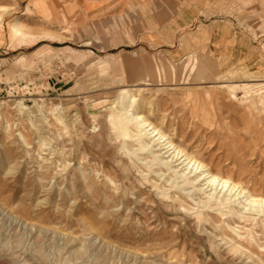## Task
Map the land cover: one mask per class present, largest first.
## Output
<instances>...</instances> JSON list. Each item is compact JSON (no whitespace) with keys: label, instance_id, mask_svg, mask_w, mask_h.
Masks as SVG:
<instances>
[{"label":"rangeland","instance_id":"374dc122","mask_svg":"<svg viewBox=\"0 0 264 264\" xmlns=\"http://www.w3.org/2000/svg\"><path fill=\"white\" fill-rule=\"evenodd\" d=\"M121 97L264 197V0H0V264H264V206Z\"/></svg>","mask_w":264,"mask_h":264},{"label":"bare ground","instance_id":"6f19581e","mask_svg":"<svg viewBox=\"0 0 264 264\" xmlns=\"http://www.w3.org/2000/svg\"><path fill=\"white\" fill-rule=\"evenodd\" d=\"M21 28L22 24H20L19 22L13 25V29L15 31H19V29ZM133 100L134 99L131 97H127L125 99L121 97L118 100V113L121 118L118 119V123L120 125L122 124L121 126L125 131H130V125L135 126L139 129L140 136L143 135L149 137L150 141L158 144L161 149L165 150V153H168L171 159L175 158L181 160V163L184 162L185 165L191 168L196 177H200L210 186L214 185V189L219 187L220 190L223 189L225 191L232 192L237 197L241 196L249 205H259L260 207L264 206V197L254 196L248 189L244 188L239 183L234 182L230 178L222 177L213 173L209 166L187 153L166 133H164L162 129L148 120V118H146L139 110H137L134 107ZM17 104L21 109L24 108L21 103Z\"/></svg>","mask_w":264,"mask_h":264},{"label":"crops","instance_id":"0c3cea01","mask_svg":"<svg viewBox=\"0 0 264 264\" xmlns=\"http://www.w3.org/2000/svg\"><path fill=\"white\" fill-rule=\"evenodd\" d=\"M192 60H194V63H193ZM207 61L208 60H206V61H203L202 59L200 60V58H197V57L196 58H192L188 63H185L182 66L181 70H182L183 73H185L188 70V72H190V74H192V75H199V76H202V78H208L211 75V73H212L210 70H213V68L212 69H208ZM199 62L201 63V68L200 69H199V67H200ZM221 63H223V62H221ZM197 66H199V67H197ZM166 67L168 68V67H172V66L168 65ZM217 68L219 69V67H217ZM214 70H215V68H214ZM166 71H167V69H166ZM193 72H194V74H193ZM160 74H161V70L157 69V75L160 76ZM186 74L187 73H185V75ZM167 75H168L169 78L172 77L171 73H168Z\"/></svg>","mask_w":264,"mask_h":264}]
</instances>
